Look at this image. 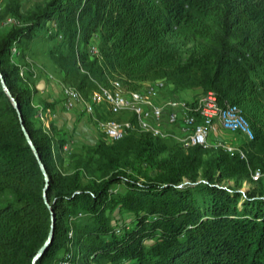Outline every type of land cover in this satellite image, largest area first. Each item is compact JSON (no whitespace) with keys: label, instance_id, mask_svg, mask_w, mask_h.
Masks as SVG:
<instances>
[{"label":"trees","instance_id":"trees-1","mask_svg":"<svg viewBox=\"0 0 264 264\" xmlns=\"http://www.w3.org/2000/svg\"><path fill=\"white\" fill-rule=\"evenodd\" d=\"M5 14L21 24L0 33V72L47 168L49 189L46 199L41 161L0 78V264H34L53 213L55 240L38 264H264V193L222 184L264 173V0H49L27 14L20 0H10L0 21ZM42 31L60 39L52 53L85 96L98 89L107 102L102 88L141 91L165 80L177 90L215 91L252 129L253 139L235 134L247 158L222 148L204 157L206 147L177 142L182 150L169 172H129L120 150L153 164L177 143L142 132L111 142L103 132L72 172L60 171L56 141L40 121L56 103L33 106V73L24 78L13 54ZM104 112L103 120L114 119ZM198 167L200 179L191 173ZM116 209L131 220L115 224Z\"/></svg>","mask_w":264,"mask_h":264},{"label":"rangeland","instance_id":"rangeland-1","mask_svg":"<svg viewBox=\"0 0 264 264\" xmlns=\"http://www.w3.org/2000/svg\"><path fill=\"white\" fill-rule=\"evenodd\" d=\"M9 1L10 0H0V14L4 13L5 6ZM48 1L49 0H20L21 11L24 14H27L38 7L44 6ZM13 19H15V22H11ZM15 24H21V21L18 18H14V16L5 14L4 18L0 21V33H6ZM59 41L60 39L47 38L42 31L21 52L20 49L17 50V48L14 47L13 54H15L14 61L21 66V73L24 78L27 77L29 72L33 73L31 78L34 86L33 106L41 109L44 102H51L56 103L59 107L58 110H56L57 112L54 109L52 115L49 116L50 119L40 111L42 114L40 115V121H42L44 128L53 135L56 141L55 154L57 166L60 171L66 173L72 172L75 163L83 160L87 147L96 145L102 135L101 133L105 132L108 136V130L104 129H109L110 127L114 128L115 125H118L117 130L122 132V138L131 132L149 133L153 136L169 138V133L163 131L162 128H159L158 131L154 132L126 130L124 124L128 122V118L118 120L119 118H122L118 116L126 115L130 112L111 110V106L108 103H103L105 101L101 98L98 89H95L88 96H85L82 93L84 99L92 105L90 110L81 106L80 108H74L81 111L79 117L76 116V113H78L77 111L68 110L64 106L63 88L65 86H72L70 84H75L79 80L75 79L71 74L68 75L53 55L52 52L58 46ZM91 42L96 44L98 39L94 37ZM165 83V88L158 91L152 100L153 102L155 100L154 103H159L161 106L164 105V107L168 109L174 107V103L177 100L178 108H180L184 104L193 103L197 97L205 93L201 88L177 90L168 80H165ZM116 85H118V83H116ZM143 85H145V83ZM118 86H115V88ZM141 88H143V86ZM105 89L111 90L107 87H105ZM101 94L105 99L102 89ZM104 111L113 114L114 116L108 115L107 117L114 119L103 120L101 117H105ZM129 116L134 117L132 113H130ZM50 121H52V124ZM129 121H133L132 123L135 122V120H132L131 118H129ZM211 132L215 134L210 137L209 143L204 146L207 148V153L204 157L212 153V150L216 148H222L225 151L232 153L231 145H229V143L239 146L237 135L222 132L219 127H214ZM59 138L64 140V146H61V144L57 142V139ZM122 138H111L109 140L112 142V139L120 140ZM168 140L171 144L179 142L182 145L189 144L194 146L191 142L176 141L173 138ZM180 150L182 149L177 143L176 147L172 146L169 151L166 150L158 154L153 159L154 165L149 162L140 163V161L136 159L137 157L134 152L127 148L117 152L116 156L119 159L120 165L125 170L135 172L136 169L133 168L136 167L139 168L141 172H145L148 169H151V173L154 175L156 174V171L159 173L169 172L173 165L171 157ZM240 156L247 158L242 149H240ZM152 165L155 168H152ZM200 171L201 168L198 167V169H195L191 173L197 174V178L200 179ZM251 178L241 176L223 178L222 184L237 187L243 191H252L258 194L264 193V173L258 169L251 173ZM141 180H143L142 177ZM183 180L188 182L190 177L185 175ZM118 188L122 189V186H118ZM113 215L114 223L120 225L124 222L130 221L132 218L131 214L119 209H116Z\"/></svg>","mask_w":264,"mask_h":264},{"label":"bare ground","instance_id":"bare-ground-1","mask_svg":"<svg viewBox=\"0 0 264 264\" xmlns=\"http://www.w3.org/2000/svg\"><path fill=\"white\" fill-rule=\"evenodd\" d=\"M91 52L97 53V55L99 56V49L97 46H93ZM160 82L163 81L148 83L143 91L141 90V91L126 92L122 90L120 87L115 88V90H108L102 87L101 88L103 89L105 99L108 102L110 99L111 103H119V99H125V102H122L121 104H119L118 107L113 109L114 111L135 112L132 113L134 115L135 122L134 123H132L133 121L130 122V125H128V122L125 123L124 127L126 128V130L154 132L159 130V128H157V119L145 120L143 105L155 104L154 103L155 100L154 102L152 100L153 97L158 93V91H161L166 86L165 82H163V84H160ZM63 93L65 97H72L79 106L84 107L87 110L91 109L92 105L86 99H84L82 92L77 87L65 86L63 88ZM211 94H213V96H218V94L212 90H211ZM208 99H209V91L205 92L204 94H201V96L197 97V99L193 103L182 105L180 107V113L183 115V117L191 118L194 121H202L204 120L205 117L204 106L205 103L208 101ZM159 106L162 109H168L165 108L164 105L163 106L159 105ZM222 117H224L226 121H233V119H237V126L238 128H240L241 133L249 139L254 138L252 129L249 123L247 122V120L245 119V117L243 116L241 109L238 106L233 105L229 102H225L224 104L220 103V113H213V123H210V132L216 126L219 127L223 126ZM117 127L118 125H115L114 128L110 127L108 131L117 134H122V132L117 130ZM193 144L205 146L207 145V142H200ZM61 264H73V263L70 260H65L61 262Z\"/></svg>","mask_w":264,"mask_h":264},{"label":"built area","instance_id":"built-area-1","mask_svg":"<svg viewBox=\"0 0 264 264\" xmlns=\"http://www.w3.org/2000/svg\"><path fill=\"white\" fill-rule=\"evenodd\" d=\"M93 54L97 55V53ZM163 82H160V84H163ZM122 102H125V99H119V103H111L110 99L109 102L103 103H109L111 105V110H113ZM64 106L68 110L80 108V106L72 97H65V95ZM143 109L145 113V120L157 119V128H162L163 131L168 132L169 138H173L176 141L191 142V144L200 142L209 143L210 137L215 134L210 132V123H213V113H220V100L218 96H213V94H211V90L209 91V99L204 106L205 117L202 121H194L191 118L183 117V115L180 113V108H178V100L174 103V107H171V109H162L159 106V103L143 105ZM130 113H127L126 115H129ZM222 118V132L232 134L241 133L240 128L237 126V119H233V121H226L224 117ZM128 125H130L129 118ZM108 137L110 139L122 138V134L108 131ZM229 145H231L232 152H238L240 154V146L232 145L230 143Z\"/></svg>","mask_w":264,"mask_h":264},{"label":"water","instance_id":"water-1","mask_svg":"<svg viewBox=\"0 0 264 264\" xmlns=\"http://www.w3.org/2000/svg\"><path fill=\"white\" fill-rule=\"evenodd\" d=\"M0 78L2 79L3 81V85H4V88L5 90L8 92V94L11 96V98L13 99L16 107L18 108L20 114H21V118H22V123L24 125V129H25V132H26V136H27V139L29 141V143L32 145V147L34 148L39 160L41 161V165H42V169L44 171V174L46 176V179L48 181V184L45 188V197L47 199V194H48V189H49V175H48V171H47V168L45 166V164L42 162V158H41V155L38 151V149L36 148L35 146V143L33 141V138L31 136V134L29 133V131L27 130L26 126H25V121H24V116L22 114V111H21V108H20V105L16 99V97L13 95V93L11 92V89L10 87L8 86V83L7 81L5 80L3 74L0 72ZM48 201V200H47ZM53 226H52V230H51V233H50V236L48 238V240L46 241L45 245L40 249L39 253L37 254L36 258L34 259V264H38V261L40 259H42L44 257V255L49 251L50 247L52 246L54 240H55V234H56V214L53 213Z\"/></svg>","mask_w":264,"mask_h":264},{"label":"crops","instance_id":"crops-1","mask_svg":"<svg viewBox=\"0 0 264 264\" xmlns=\"http://www.w3.org/2000/svg\"><path fill=\"white\" fill-rule=\"evenodd\" d=\"M58 108H59L58 105H56V106H55V111L58 110ZM70 111H71V110H70ZM73 111H77V112H78V113H76V116H77V117L80 116V114H81V113H80V112H81L80 110H78V109H73ZM56 112H57V111H56ZM55 115H56V114H55Z\"/></svg>","mask_w":264,"mask_h":264}]
</instances>
